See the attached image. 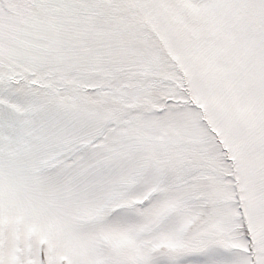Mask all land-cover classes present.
Returning a JSON list of instances; mask_svg holds the SVG:
<instances>
[{
    "label": "snow or ice",
    "instance_id": "obj_1",
    "mask_svg": "<svg viewBox=\"0 0 264 264\" xmlns=\"http://www.w3.org/2000/svg\"><path fill=\"white\" fill-rule=\"evenodd\" d=\"M0 264H264V0H0Z\"/></svg>",
    "mask_w": 264,
    "mask_h": 264
}]
</instances>
